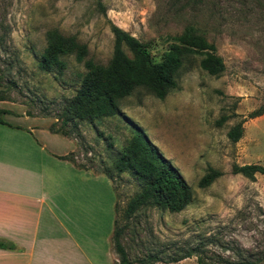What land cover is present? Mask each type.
Wrapping results in <instances>:
<instances>
[{
	"label": "rangeland",
	"instance_id": "obj_1",
	"mask_svg": "<svg viewBox=\"0 0 264 264\" xmlns=\"http://www.w3.org/2000/svg\"><path fill=\"white\" fill-rule=\"evenodd\" d=\"M189 23L214 45L224 65L221 74H207L198 66L199 56H187L176 88L162 99L136 88L111 116L61 125L60 109L85 68L69 54L62 56L61 72L40 71L37 60L47 30L73 35L86 47L84 59L104 65L112 52L110 24L135 37L156 61ZM0 95V108L8 110L0 118L10 124L0 123V136L18 133L14 125L24 131L33 125L38 128L32 134L39 137V126L48 130L57 118L55 127L61 125L71 141L67 154L92 172L85 174L82 206L67 190V196L50 197L53 211L62 210L66 242H76L99 263L106 261L110 245L117 264L111 240L115 219L119 242L133 264L148 256L155 257L150 264H196L197 259L264 264V174L248 179L230 172L232 164L264 167V113L245 117L264 102V0H0ZM241 119L242 135L230 142L226 132ZM136 128L190 187L191 199L181 210L140 205L125 214L140 188L127 172L117 174L112 162ZM9 153L4 158L14 157ZM2 166L7 167L5 161ZM207 167L220 174L198 187Z\"/></svg>",
	"mask_w": 264,
	"mask_h": 264
},
{
	"label": "trees",
	"instance_id": "obj_2",
	"mask_svg": "<svg viewBox=\"0 0 264 264\" xmlns=\"http://www.w3.org/2000/svg\"><path fill=\"white\" fill-rule=\"evenodd\" d=\"M112 34V52L106 64L94 63L84 59L86 47L79 43L73 35H63L57 29H49L45 33V46L37 60V68L42 72L58 71L64 68L62 56L72 54L77 62H83L85 71L72 96L65 99L60 109L61 125L68 123L75 125L76 121H92L111 116L117 111V103L128 96L134 89L143 88L154 97L162 99L170 90L177 86V73L187 56H199L198 66L209 75L218 76L224 69L223 62L214 53V45L206 41L194 24L183 26L176 35V42L165 50L159 60H152L149 51L132 35L110 24ZM127 49L129 55L123 50ZM4 98L0 95V100ZM8 112L0 108V115ZM264 113V102L256 109L248 112V119ZM244 117V118H245ZM221 121L226 119L222 116ZM55 121L48 125V131L67 137L61 125L56 128ZM232 125L226 132L230 142H236L242 135V122ZM0 123L9 125L0 118ZM13 126V125H12ZM15 128H20L14 125ZM110 145V144H109ZM108 145V146H109ZM58 158L70 161L75 167L86 169L75 163L68 155ZM112 169L118 174L127 172L139 185V192L128 202L125 214L129 215L140 205H150L156 208L179 211L191 199V189L178 170L165 158L157 147L138 128L134 129L130 138L126 140L122 150L112 162ZM232 174H240L253 179L255 173L264 174V167L256 163L232 164ZM103 174L110 178L109 171ZM220 173L207 167L206 172L199 178L198 187L208 185ZM121 228L113 220L111 240L113 250L117 255V264H133L119 242ZM1 249H12L9 242L0 240ZM184 255L183 257H188ZM155 257L148 256L140 264H150ZM196 264H203L197 259ZM235 264H255L254 261L244 259Z\"/></svg>",
	"mask_w": 264,
	"mask_h": 264
},
{
	"label": "crops",
	"instance_id": "obj_3",
	"mask_svg": "<svg viewBox=\"0 0 264 264\" xmlns=\"http://www.w3.org/2000/svg\"><path fill=\"white\" fill-rule=\"evenodd\" d=\"M35 128L38 127L29 125L25 131L12 128L18 133L0 136V240L13 245L12 249L0 248V264H115L110 245L105 252L106 261L99 263L95 255L89 256L76 242H66L61 237L67 235L61 230L62 210L56 207L57 212L53 211L50 197L67 196V190L76 197L73 202L82 206L78 198L83 197L85 174L92 172L58 158L70 150L69 139L48 131L43 124L38 137L32 134ZM9 152L14 157L4 158V153ZM4 161L6 168L2 166ZM114 202H110L113 216ZM67 206L70 204L65 205L69 210ZM49 223L57 229L56 234H50ZM64 256L71 262L61 261Z\"/></svg>",
	"mask_w": 264,
	"mask_h": 264
}]
</instances>
